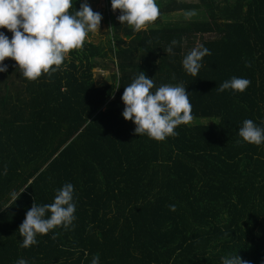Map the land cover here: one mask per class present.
I'll list each match as a JSON object with an SVG mask.
<instances>
[{
  "label": "trees",
  "instance_id": "16d2710c",
  "mask_svg": "<svg viewBox=\"0 0 264 264\" xmlns=\"http://www.w3.org/2000/svg\"><path fill=\"white\" fill-rule=\"evenodd\" d=\"M105 1L107 13L96 11L109 27L105 45L85 40L35 82L14 60L3 62L0 264H91L97 255L99 264H222L235 253L264 264V143L238 135L246 119L264 128V0H156L155 25L140 32L120 25ZM187 12L205 19L162 22ZM173 40V53L164 52ZM198 44L211 54L192 76L182 60ZM98 59L111 69L101 85ZM139 72L153 79V93L183 84L192 117L214 122L180 125L162 142L135 134L121 97ZM234 76L251 81L244 92L215 89ZM66 183L74 186L72 224L21 248L26 212L34 201L53 203Z\"/></svg>",
  "mask_w": 264,
  "mask_h": 264
},
{
  "label": "clouds",
  "instance_id": "9594fccd",
  "mask_svg": "<svg viewBox=\"0 0 264 264\" xmlns=\"http://www.w3.org/2000/svg\"><path fill=\"white\" fill-rule=\"evenodd\" d=\"M72 7L73 0H0V28L12 33L9 39L0 32V72L7 71V65L3 63L6 59L14 60L19 73L29 82L58 71L72 51L83 47L89 33L100 31L102 15L93 11L87 0L80 4L74 14L70 11ZM111 9L113 12L119 10L121 14L117 19L120 25L126 24L134 32L146 31L159 16L156 0H111ZM177 43L173 40L164 52L173 53V46ZM210 54L208 48L198 44L183 58V69L187 74L197 76L202 59ZM245 66L250 67L251 64L246 61ZM250 84L249 79L234 76L215 89L242 93ZM153 88V79L139 72L124 88L122 116L135 124V134L162 142L169 136H176L178 126L191 123L192 105L183 84H164L154 93ZM238 135L249 144L259 146L264 143V128L258 127L251 119L243 121ZM4 172L7 173L6 165ZM73 191L74 186L66 183L58 190L53 203L38 206L34 201L18 228L23 238L21 248L37 244L38 235H47L55 228H67L72 224L76 211ZM169 207L175 210L174 205ZM52 239H56V235ZM16 264L28 262L20 258ZM91 264H99L98 255ZM222 264L249 262L235 253L222 257Z\"/></svg>",
  "mask_w": 264,
  "mask_h": 264
},
{
  "label": "rangeland",
  "instance_id": "374dc122",
  "mask_svg": "<svg viewBox=\"0 0 264 264\" xmlns=\"http://www.w3.org/2000/svg\"><path fill=\"white\" fill-rule=\"evenodd\" d=\"M185 2H190L193 4H198L199 0H181ZM109 3H111V0H108ZM93 11H101L104 13H107V5L105 0H90L87 2ZM191 14V15H190ZM104 18V17H103ZM102 18V19H103ZM205 19V15L202 12H187V13H178V14H173L169 16L163 17L162 22L163 23H188V22H193V21H202ZM152 25H155L154 23ZM108 31L109 27L103 22H101L100 25V31L96 33H92L91 37L87 38L86 40L88 42H91L95 45H105L108 41ZM109 60H105L104 62L107 64ZM100 67H97L94 70V77L98 85H101L105 80L107 79V73L111 70L110 68H106V65H103L102 61H99ZM214 122L213 119H201V118H193L190 125H195V124H206L210 125Z\"/></svg>",
  "mask_w": 264,
  "mask_h": 264
}]
</instances>
